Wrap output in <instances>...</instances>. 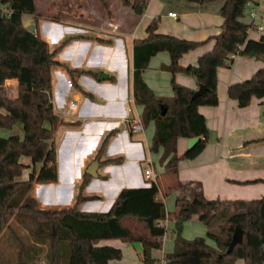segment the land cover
Masks as SVG:
<instances>
[{
  "label": "trees",
  "instance_id": "obj_1",
  "mask_svg": "<svg viewBox=\"0 0 264 264\" xmlns=\"http://www.w3.org/2000/svg\"><path fill=\"white\" fill-rule=\"evenodd\" d=\"M133 1L131 10L135 16H140L147 1ZM248 1L224 0L219 9L223 18L220 33L212 37V48L199 55L193 64L182 66L178 59L204 41L156 33V19L146 26L145 38L134 40L132 98L142 108V125L153 123L149 149L151 153L160 152L158 161L163 170L156 183L143 188H123L106 212L94 213L77 210L82 201L96 198L81 193L90 180L87 174L82 176L75 202L65 209H40L37 199L30 195L35 183L57 181L54 131L58 125H75L62 122L53 111L51 69L65 68L74 83L77 71L55 58L64 45L78 37L66 38L51 49L38 35L36 23L34 27H24V15L34 19L43 17L37 12L34 0H0V129L11 130L19 123L22 133V136L0 134V235L10 217H22L30 220L39 236L35 245L48 247L45 264H107L121 257L120 248L97 245L100 239L139 242L140 263L156 264L157 258L151 256V250L161 248L166 230L162 222L168 218L174 225V246L163 255L166 264H233L236 260L244 264H264V195L258 199L208 200L198 181L182 182L177 177L178 160L192 159L206 145L208 128L197 108L217 104V69L229 67L236 55L257 56L264 62V34L251 39L249 24L242 21ZM158 51L169 54V63L163 65V69L172 76L177 72L192 76L198 85L204 86L203 94L192 98L194 90L172 78L171 96H155L143 81L142 70ZM9 79H16L14 96L5 85ZM75 88L88 95L76 84ZM226 95L235 100L238 107L247 106L252 98H263L264 66L250 77L229 84ZM194 136L199 137L196 145L179 155L177 138ZM106 141L107 138L101 142L97 154L103 151ZM21 157L29 159L32 166L24 180L19 177L28 165ZM119 160L112 158L103 163ZM159 183L163 195L176 193L172 212L166 213L159 198ZM194 218L206 227L205 236L185 239L181 236L183 223ZM236 228L242 231V242L228 251ZM38 251L39 248L35 255ZM19 261L27 264L23 253L19 254ZM0 264H3L1 251Z\"/></svg>",
  "mask_w": 264,
  "mask_h": 264
},
{
  "label": "crops",
  "instance_id": "obj_2",
  "mask_svg": "<svg viewBox=\"0 0 264 264\" xmlns=\"http://www.w3.org/2000/svg\"><path fill=\"white\" fill-rule=\"evenodd\" d=\"M37 1L39 4L45 2ZM146 1L140 16H135L131 10L133 0H52L45 3L42 10L35 4L37 12L62 13L56 20L38 19L36 23L39 35L51 49L66 38L78 37L64 45L55 59L77 71L74 83L88 93L84 95L75 88L65 68L52 67L53 111L62 122L75 125H58L54 131L57 181L35 183L30 191L42 208L59 210L73 205L85 169L96 159L99 163L97 176L90 177L81 192L96 198L78 204L79 212H106L121 189L147 185L143 178L144 158L150 159L152 154L149 144L153 123L142 125L141 132H133L127 121V118L140 117L142 110L132 98L133 42L145 38L146 26L156 19V33L204 41L178 59L182 66L193 64L199 55L212 48V37L220 33L223 18L219 9L224 0ZM172 1L174 4L170 3ZM86 9L92 12L87 13ZM169 12H175L176 17L168 16ZM25 23L35 26L31 18ZM248 36L257 39L260 35L249 31ZM168 63V52L158 51L142 70L143 81L155 96H171L172 78L189 89L198 88L192 76L179 72L172 76L163 69ZM263 66L264 62L257 56H234L229 67L222 66L216 71L217 104L197 108L208 128L206 145L192 159L178 160L177 177L182 182L198 181L208 200L258 199L264 195V97L252 98L247 106L238 107L236 101L226 95L229 84L250 77ZM98 72L106 78L97 81ZM5 85L12 86L14 96L16 79L6 80ZM71 102L74 107L69 109ZM18 128L15 133L22 136ZM105 138L104 149L97 154ZM186 141L177 138L179 155L186 150ZM153 154L158 161L160 152ZM112 158L120 160L103 163ZM20 160L28 165L19 177L24 180L32 166L29 159L21 157ZM152 168L158 174L163 170L159 161ZM97 243L121 250V257L107 264H141L139 251L132 243L119 239H100ZM151 256L155 258L152 250ZM239 261L242 260L235 263L241 264Z\"/></svg>",
  "mask_w": 264,
  "mask_h": 264
},
{
  "label": "rangeland",
  "instance_id": "obj_3",
  "mask_svg": "<svg viewBox=\"0 0 264 264\" xmlns=\"http://www.w3.org/2000/svg\"><path fill=\"white\" fill-rule=\"evenodd\" d=\"M44 1H45L44 4H39L37 0H34V4H36L38 10H42L43 8H45L46 7L45 3L52 0H44ZM170 3L174 4L173 1ZM93 11L95 10L93 9ZM86 12L91 13L92 10L86 9ZM40 14H42L43 17L34 19V17H32L31 15H27V16H23V20L26 22L28 21V18H31L35 20V23H37L38 19L56 20L60 18V15L62 13L61 12L57 13L54 11H44V12H40ZM243 19L247 20L246 14L243 15ZM28 27L29 24L27 25V28ZM37 33L39 35L38 30ZM8 88H9V94L13 96L14 90L12 86L9 85ZM18 127H21V125L19 123H16L14 127L11 129V131L0 129V134H2L3 136H7L9 134H15ZM150 161H152L151 166L155 167L157 165L158 161L156 155H154L153 153L150 155ZM158 179L159 177L157 178V180ZM158 193L160 194L159 198H162L166 213L172 212L174 210V200L176 197V193L171 192L167 195H163L162 185H160V183H159ZM37 202H38V207L40 209H45V210L54 209V208H49V209L42 208L39 205L38 199ZM163 222L162 223L163 225H165L166 230L162 238V246L160 249H152V254L155 256V258H160L161 255L171 252L174 246L173 222L168 218H166ZM2 230H3L2 234L0 235V251H1V262L3 264H20L19 261L20 253L24 254V261H26L27 264H45L44 255L46 254L48 247L46 245H35L39 236L34 232L33 225L29 219L22 217L15 219L14 216H12L9 218L8 224ZM205 232H206L205 226L194 218L183 223L181 236L185 239H192L195 238V236H205ZM37 248H39V251L35 255V250ZM235 262L233 264H236ZM239 262H241V264L243 263V261H239Z\"/></svg>",
  "mask_w": 264,
  "mask_h": 264
},
{
  "label": "built area",
  "instance_id": "obj_4",
  "mask_svg": "<svg viewBox=\"0 0 264 264\" xmlns=\"http://www.w3.org/2000/svg\"><path fill=\"white\" fill-rule=\"evenodd\" d=\"M242 13L246 14L247 16L249 31L257 32L259 35L264 34V0H249L245 4ZM167 15L170 17H176L175 12H169L167 13ZM73 107L74 103L71 102L69 104V109H72ZM127 121L130 126V130H132L133 132H141L143 130L140 117L134 116L131 118H127ZM144 162L146 163V166L143 170V178L146 179V184L150 185L151 182L156 183L158 173L153 170L151 166L152 161H150L149 158H144ZM163 255H161L160 258H157L156 264H166V260Z\"/></svg>",
  "mask_w": 264,
  "mask_h": 264
},
{
  "label": "water",
  "instance_id": "obj_5",
  "mask_svg": "<svg viewBox=\"0 0 264 264\" xmlns=\"http://www.w3.org/2000/svg\"><path fill=\"white\" fill-rule=\"evenodd\" d=\"M198 1V0H195ZM27 23H24V27H27ZM106 76H104L102 74V72H98L97 74V81H101L103 79H105ZM204 92V86L203 85H198V88L196 90L193 91V93L191 94L192 98H196L200 95H202ZM163 112V110L161 111V113ZM199 137L194 136L192 138H188L186 141L187 144V148L186 150L191 149L194 145H196V143L198 142ZM99 166L98 160H93L90 162V164L87 166V168L85 169V174H87L88 176L95 178L97 176L96 170L97 167ZM147 186V185H145ZM144 186V187H145ZM143 188V187H140ZM242 231L239 228H236L234 230V232L232 233L231 237H230V242L228 245L227 250L230 251L237 243H241L242 242ZM132 245L140 252L142 250L141 244L139 242L133 241Z\"/></svg>",
  "mask_w": 264,
  "mask_h": 264
}]
</instances>
